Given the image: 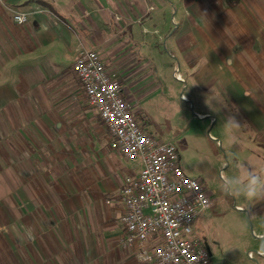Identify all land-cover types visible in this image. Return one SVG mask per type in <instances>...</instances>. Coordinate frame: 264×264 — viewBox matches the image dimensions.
<instances>
[{"label": "crops", "instance_id": "1", "mask_svg": "<svg viewBox=\"0 0 264 264\" xmlns=\"http://www.w3.org/2000/svg\"><path fill=\"white\" fill-rule=\"evenodd\" d=\"M89 47L132 107L179 68L219 94L264 169V0H0V264H149L122 244L139 161L73 70Z\"/></svg>", "mask_w": 264, "mask_h": 264}, {"label": "built area", "instance_id": "2", "mask_svg": "<svg viewBox=\"0 0 264 264\" xmlns=\"http://www.w3.org/2000/svg\"><path fill=\"white\" fill-rule=\"evenodd\" d=\"M14 21L24 25L28 16L17 12ZM73 70L108 128L112 147L128 161H139L138 173L125 179L121 192L122 244L149 264H213L208 249L194 235V223L212 207L213 199L183 170L177 146L145 131L96 49L80 52ZM248 256L254 257L251 252Z\"/></svg>", "mask_w": 264, "mask_h": 264}, {"label": "rangeland", "instance_id": "3", "mask_svg": "<svg viewBox=\"0 0 264 264\" xmlns=\"http://www.w3.org/2000/svg\"><path fill=\"white\" fill-rule=\"evenodd\" d=\"M167 84L164 93L161 87H149L133 109L152 137L177 146L183 170L213 199L212 207L194 223V235L208 249L213 264H264V209L255 210L254 204L221 191L238 163L255 167L250 152L255 146L244 142L242 128L239 143H229L224 119L230 114L219 94H202L180 68L172 71ZM250 252L254 257L248 256Z\"/></svg>", "mask_w": 264, "mask_h": 264}, {"label": "clouds", "instance_id": "4", "mask_svg": "<svg viewBox=\"0 0 264 264\" xmlns=\"http://www.w3.org/2000/svg\"><path fill=\"white\" fill-rule=\"evenodd\" d=\"M241 128V123L234 115L225 117L224 130L229 143H239ZM221 191L227 197L243 198L249 205L264 201V169L257 170L245 162L238 163L235 174L223 182Z\"/></svg>", "mask_w": 264, "mask_h": 264}]
</instances>
